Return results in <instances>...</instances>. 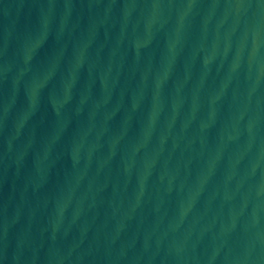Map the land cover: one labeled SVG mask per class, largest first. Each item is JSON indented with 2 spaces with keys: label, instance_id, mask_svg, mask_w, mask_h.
Wrapping results in <instances>:
<instances>
[{
  "label": "water",
  "instance_id": "water-1",
  "mask_svg": "<svg viewBox=\"0 0 264 264\" xmlns=\"http://www.w3.org/2000/svg\"><path fill=\"white\" fill-rule=\"evenodd\" d=\"M0 264H264V0H0Z\"/></svg>",
  "mask_w": 264,
  "mask_h": 264
}]
</instances>
